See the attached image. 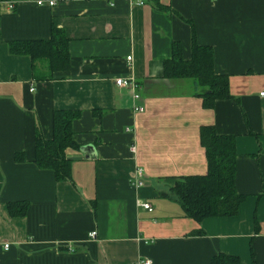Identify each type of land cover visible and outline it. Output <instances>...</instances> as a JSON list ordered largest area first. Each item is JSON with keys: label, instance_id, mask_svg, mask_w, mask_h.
I'll return each mask as SVG.
<instances>
[{"label": "crops", "instance_id": "0c3cea01", "mask_svg": "<svg viewBox=\"0 0 264 264\" xmlns=\"http://www.w3.org/2000/svg\"><path fill=\"white\" fill-rule=\"evenodd\" d=\"M53 26L70 40V66L37 81L31 57L9 45L48 40ZM193 34L229 79L232 98L209 108L201 86L165 75L173 43L188 60ZM122 77L138 81L136 102ZM263 92L264 0H0V264H210L219 252L264 264ZM57 110L79 112L68 181L35 163L36 130L51 139ZM210 125L236 139L246 199L236 216L197 223L172 189L207 174L200 133ZM25 201L26 216L9 213Z\"/></svg>", "mask_w": 264, "mask_h": 264}, {"label": "trees", "instance_id": "16d2710c", "mask_svg": "<svg viewBox=\"0 0 264 264\" xmlns=\"http://www.w3.org/2000/svg\"><path fill=\"white\" fill-rule=\"evenodd\" d=\"M192 37V52L188 60L183 57L181 43H173L172 57L165 61V75L191 79L197 86H201L203 91L197 95L202 97L204 107L209 108L216 100L232 98L229 79L225 74L216 73L212 48L200 45L194 34ZM69 42L65 30L53 26L48 40L12 42L9 50L15 55L31 57L34 80L51 81L56 73L69 69ZM54 112L51 139L44 138L37 126L35 163L38 168L54 170L58 181H68L71 178V161L64 152L67 147H77L71 125L79 117V112ZM200 137L207 155V174L182 177L172 191L185 215L197 223L206 218L236 216L240 212L241 203L246 199V195L236 191V139L234 136L218 134L213 125L202 127ZM17 159L23 161L19 155ZM28 206L26 201L11 202L9 213L13 216H26ZM198 233L202 231L195 232ZM210 264H241V261L236 255L219 252L213 255Z\"/></svg>", "mask_w": 264, "mask_h": 264}, {"label": "built area", "instance_id": "2783aa9c", "mask_svg": "<svg viewBox=\"0 0 264 264\" xmlns=\"http://www.w3.org/2000/svg\"><path fill=\"white\" fill-rule=\"evenodd\" d=\"M39 3L42 4L41 1H39ZM50 4H54V1H50ZM8 7L10 9H12V8H14V4L13 3H9ZM127 59L131 60V56L127 57ZM115 82L120 87L124 86V87H128V88H130L132 90V95H133L134 102H136L137 99L140 98V95H139V92H138L139 83L134 78H125V77L117 78V79H115ZM31 90H34V89H31ZM262 95H264V92L262 93ZM134 110L136 112L137 111L142 112V111H144V108L142 106H140V105H137V106L134 105ZM143 176H144V170L142 168L137 169V171L135 173V177L132 180L133 181V185L136 188H140V186L144 185ZM139 205L143 206L146 210L153 211L151 204L146 202V201H141L140 200ZM90 237L95 238L96 237V232L95 231L91 232L90 233ZM9 248H10V244L6 243L4 245V249L5 250H9ZM132 264H151V260L147 259V258H141L140 260L135 261Z\"/></svg>", "mask_w": 264, "mask_h": 264}]
</instances>
